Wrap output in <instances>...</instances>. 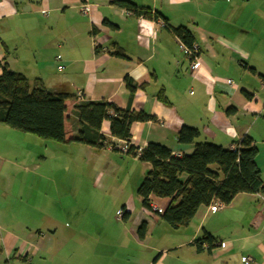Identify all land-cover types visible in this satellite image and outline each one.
Masks as SVG:
<instances>
[{
  "label": "crops",
  "instance_id": "1",
  "mask_svg": "<svg viewBox=\"0 0 264 264\" xmlns=\"http://www.w3.org/2000/svg\"><path fill=\"white\" fill-rule=\"evenodd\" d=\"M121 1L154 11L170 30L153 31L152 20L126 16L125 8L113 6L112 0H0V62L12 72L13 67L21 69L28 80L41 79L51 93L75 96L65 103L66 142L75 134L71 110L79 102L77 92L83 101L103 100L152 118L131 124L127 144L111 138L109 123L103 122L107 144L102 149L42 142L0 125V264H164L173 248L189 249L196 264H264V197L257 194H238L215 212L200 207L187 226L158 234L155 245L150 240L161 226L157 214L169 203L155 196L150 197L152 212L140 207L135 213L122 206L130 214L128 238L116 228L106 232L109 227L99 219L94 221L100 229L94 230L95 237H79L87 220L86 197L97 196L84 189L76 194L82 202L77 201L70 176L54 169L52 163L59 160L65 163L77 156L96 169L121 155L126 156L118 159L122 162L150 169L127 148L141 151L154 143L172 156L189 155L194 144L181 147L176 138L185 126L199 132L194 143L225 149L250 138L264 182V0ZM84 2L89 5L87 15L79 10ZM179 27L190 31L199 49L201 68L196 72L188 70L181 41L173 33ZM45 52L46 58H40ZM125 77L136 85L131 100ZM159 90L169 106L157 100ZM39 186L53 210L37 206ZM141 222L146 230L139 239ZM193 223L195 228L189 230ZM172 231L183 234L168 249L164 235ZM202 233L215 237L217 246L197 253L192 242ZM144 244L148 251L138 255ZM244 257L252 262H242Z\"/></svg>",
  "mask_w": 264,
  "mask_h": 264
},
{
  "label": "trees",
  "instance_id": "2",
  "mask_svg": "<svg viewBox=\"0 0 264 264\" xmlns=\"http://www.w3.org/2000/svg\"><path fill=\"white\" fill-rule=\"evenodd\" d=\"M111 4L118 8L132 9L135 17L142 16L150 20L158 18L155 12L151 14L150 9H138L126 1L112 0ZM173 33L186 47L194 44V38L186 28L179 27ZM116 55L121 56V53ZM0 70V125L29 134L42 142L75 143L102 149L107 139L101 133V126L103 122H108L109 136L127 144L131 141V124L152 119L142 112L120 110L103 100H81L71 110L75 134L66 142L65 103L75 100V96L51 93L41 79L28 80L23 74L8 70L1 62ZM262 81L264 84V77ZM123 82L131 100L136 85L128 77ZM156 98L164 106L170 105L163 90L158 91ZM198 137L199 132L194 128L183 126L177 132L179 146L194 144L189 155L172 156L167 148L154 143L147 144L141 151L132 146L127 148L128 154L150 167L136 190L141 207L152 212L151 196L168 199L166 209L157 215L161 222L172 229L187 226L200 207L207 208L213 201L220 202L224 207L238 194L264 197V182L256 164L258 150L250 138L244 137L237 143L238 148L231 150L209 142L194 143ZM129 215L124 213L123 221L128 220ZM145 230L146 223L141 222L137 228L139 239L143 238ZM192 244L197 253L204 249L209 252L217 246V239L203 233Z\"/></svg>",
  "mask_w": 264,
  "mask_h": 264
},
{
  "label": "rangeland",
  "instance_id": "3",
  "mask_svg": "<svg viewBox=\"0 0 264 264\" xmlns=\"http://www.w3.org/2000/svg\"><path fill=\"white\" fill-rule=\"evenodd\" d=\"M133 1L141 2V0H133ZM45 54H49V53L48 52L40 53L39 57L46 58ZM9 57L10 59L15 58V56L12 54H10ZM13 69L17 73L22 72L21 69H18L17 67H13ZM33 70L34 72H36L37 69H33ZM55 73L59 77L62 76L63 74V72L62 73L55 72ZM42 76L46 77L44 72L42 73ZM31 148L37 149V147L35 146V147H30L29 150ZM40 150L41 149L39 148L38 152ZM71 156L72 154H70V157ZM117 157L118 159H122L125 158L126 156L119 155ZM72 159H76V160L72 161ZM118 159H112L111 161L104 160V162L100 166L96 167V169L90 167L89 163H87L83 159L81 158L77 159V156L74 158H68L65 163L62 160L52 163L53 165H56V168L54 169L55 170L57 169V172L60 173L63 172L70 176L71 179L70 191L74 193L73 196L77 201L82 202V198H80L79 200L78 197H76V194L77 193H79L80 195L83 194L84 189L86 191L90 190L91 192L96 193L97 197H90V196L86 197L85 208L87 209L85 211L86 212L85 217L87 220L84 223V227H85L84 231L81 230L79 231L80 233L79 237L82 238L95 237L94 230L98 231L100 229L94 224L95 223L94 221L95 219H99V222H101L106 227L107 226L109 227V228L107 227L108 229H106V232H109V229L114 230L116 228V230H121L123 234H125L124 236L128 238L126 235V229L129 227V223L131 220L130 221L126 220L125 222L121 220H116L115 215L118 211H122L121 208L124 205H128L129 207H132L133 212L135 213H137L140 210L141 203L136 194V190L138 186L141 184L142 180L145 178L149 169L144 164H140L138 162L127 163L125 161L122 162V160H118ZM47 160L49 162V158ZM42 192H43V188L39 186L38 198L36 203L37 206L43 207L45 210H47L48 208L53 210L54 205L51 204L52 200L50 201V198L43 200L41 197ZM90 205L95 206V208L91 207V209H89L88 207H90ZM72 217L73 215L71 214L70 217L71 223L69 222L71 225L73 223ZM160 223L161 226L159 227V233L157 230L155 237L150 240L151 241L150 243L153 245L158 243V241L160 240L158 239L159 238L158 234L159 236H162L161 235L162 232L171 229L170 227L168 228V226H166L165 223L163 222ZM123 225L126 228H123ZM205 225L203 226V228L205 227ZM195 226H196L195 223L191 224L189 230L194 229ZM182 234L183 232H178V233L174 231L167 232L164 235L165 242L167 244L166 248L169 249L170 247L175 246L174 244L179 242L180 238H182ZM202 234L198 236L201 237ZM173 249H169L170 251L167 252L168 256L166 259L163 258L164 264H196L198 262V261L196 262V260L194 261V258L190 256L189 249L186 248H179L176 250ZM147 251L148 250L145 249V244H144V247L138 248V253H139L138 255H142Z\"/></svg>",
  "mask_w": 264,
  "mask_h": 264
},
{
  "label": "built area",
  "instance_id": "4",
  "mask_svg": "<svg viewBox=\"0 0 264 264\" xmlns=\"http://www.w3.org/2000/svg\"><path fill=\"white\" fill-rule=\"evenodd\" d=\"M153 1H156V0H153ZM79 10H80L81 15H87L88 11H89V5L86 2H84L83 4H81L79 6ZM150 12H151L152 15L154 14V11H150ZM124 13H125L126 16H129V17L134 16L135 17L134 12H133L132 9H126L125 8L124 9ZM137 18L144 19L142 16H139ZM152 21L154 23L153 31H156L158 28H163V29L170 30V28L168 27L167 23H165L162 19L156 18V19H154ZM181 49L185 53V57H186V60H187V63H188V70L191 73L196 72L197 70H199L201 68V62H200V53H199V49H198L197 45L193 44L191 47H186L181 42ZM176 67H177L176 64H174L173 68H176ZM226 83L228 85H230L231 82L230 81H226ZM76 96H77V99L79 101L83 100V96H82L81 92H77ZM237 148H238V145L231 146V150H236ZM122 151H124V150L122 149ZM222 207H223V204H221L220 202H217V201H213V202H211L209 204V206L206 209L209 212H215L217 210L222 209ZM123 214H124L123 211H118L116 213V218L118 220H121L122 217H123ZM219 245H220V247L223 246L222 243H220ZM242 262L251 263L252 260L249 257H244V258H242Z\"/></svg>",
  "mask_w": 264,
  "mask_h": 264
}]
</instances>
